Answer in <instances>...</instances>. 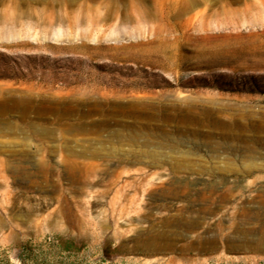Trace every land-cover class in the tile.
Masks as SVG:
<instances>
[{
  "label": "rangeland",
  "instance_id": "374dc122",
  "mask_svg": "<svg viewBox=\"0 0 264 264\" xmlns=\"http://www.w3.org/2000/svg\"><path fill=\"white\" fill-rule=\"evenodd\" d=\"M0 264H264V0H0Z\"/></svg>",
  "mask_w": 264,
  "mask_h": 264
},
{
  "label": "bare ground",
  "instance_id": "6f19581e",
  "mask_svg": "<svg viewBox=\"0 0 264 264\" xmlns=\"http://www.w3.org/2000/svg\"><path fill=\"white\" fill-rule=\"evenodd\" d=\"M150 228H151V229H150L151 232L156 231L155 228H154V226H150Z\"/></svg>",
  "mask_w": 264,
  "mask_h": 264
}]
</instances>
